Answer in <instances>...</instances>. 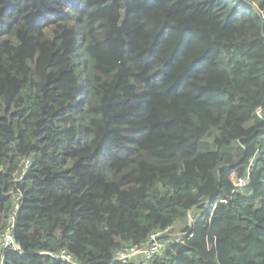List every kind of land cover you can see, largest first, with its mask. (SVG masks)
Returning a JSON list of instances; mask_svg holds the SVG:
<instances>
[{"label": "trees", "instance_id": "obj_1", "mask_svg": "<svg viewBox=\"0 0 264 264\" xmlns=\"http://www.w3.org/2000/svg\"><path fill=\"white\" fill-rule=\"evenodd\" d=\"M17 195L6 264H110L191 212L150 264H264V0H0V231Z\"/></svg>", "mask_w": 264, "mask_h": 264}, {"label": "built area", "instance_id": "obj_2", "mask_svg": "<svg viewBox=\"0 0 264 264\" xmlns=\"http://www.w3.org/2000/svg\"><path fill=\"white\" fill-rule=\"evenodd\" d=\"M30 162V159H23L21 161L20 173L16 178L17 182L23 181L31 166ZM233 179L236 191L242 189L246 183L244 180H235L234 177ZM21 199V195H17L15 199L16 203L8 218L9 222L0 235V255L2 256L0 264H6L3 255H5L7 251L12 250L20 252V248L15 242L14 230L16 228V217L18 215V210L20 209L19 205L21 203ZM215 209L216 206L212 211H215ZM191 214H193V218L187 222V230H181L177 232L176 227L173 226L169 229L155 232L150 236L147 243L119 250L115 254L110 264H150L151 262L162 258L169 246L175 244H185L186 240L193 236L192 231L198 223V215L195 214V212H191L189 213L188 217H190ZM50 256L68 264H75L72 260V257L69 256L65 251H63V253L59 256Z\"/></svg>", "mask_w": 264, "mask_h": 264}, {"label": "rangeland", "instance_id": "obj_3", "mask_svg": "<svg viewBox=\"0 0 264 264\" xmlns=\"http://www.w3.org/2000/svg\"><path fill=\"white\" fill-rule=\"evenodd\" d=\"M234 183V182H233ZM236 192H239V191H236ZM196 214V213H195ZM191 218H193V214H191V216L190 217H188V222H189V220H191ZM8 222H9V220L8 219H6L4 222H3V226H2V228H1V233L4 231V229H5V227H6V225L8 224ZM176 227V230H177V232L178 231H181V229H182V226L181 225H179V226H175ZM175 234V233H174Z\"/></svg>", "mask_w": 264, "mask_h": 264}]
</instances>
